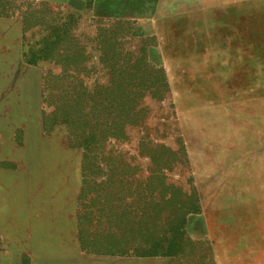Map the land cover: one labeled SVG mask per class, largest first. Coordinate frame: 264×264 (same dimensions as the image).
<instances>
[{
	"label": "rangeland",
	"instance_id": "1",
	"mask_svg": "<svg viewBox=\"0 0 264 264\" xmlns=\"http://www.w3.org/2000/svg\"><path fill=\"white\" fill-rule=\"evenodd\" d=\"M83 255L264 264V0H0V264Z\"/></svg>",
	"mask_w": 264,
	"mask_h": 264
},
{
	"label": "crops",
	"instance_id": "2",
	"mask_svg": "<svg viewBox=\"0 0 264 264\" xmlns=\"http://www.w3.org/2000/svg\"><path fill=\"white\" fill-rule=\"evenodd\" d=\"M38 221H37L36 224H38ZM41 221H42V224H41ZM41 221L39 222L38 225H34L31 230L32 231L36 230L38 232V231H43L44 228H45V231L46 232L48 231V234H50L52 230L54 231L55 226H56V230H57L59 224L60 223H64V221L62 219L59 221L58 218L45 219V220H41ZM82 257L83 258H78V259H70L69 258V262H78L79 264H96L97 263V259H95V258L87 259L86 255H83ZM71 260H73V261H71ZM45 261H47L49 263L53 262V260H48V259L45 260ZM106 264H134V263H132L131 261H121V263L109 262V263H106Z\"/></svg>",
	"mask_w": 264,
	"mask_h": 264
},
{
	"label": "trees",
	"instance_id": "3",
	"mask_svg": "<svg viewBox=\"0 0 264 264\" xmlns=\"http://www.w3.org/2000/svg\"><path fill=\"white\" fill-rule=\"evenodd\" d=\"M181 233V232H180ZM178 232V230L173 229V235L172 237H169V232L166 234V236L163 238V241H169V244L172 246L171 248H177L182 241L181 234ZM184 233V231H183ZM179 239V240H178ZM159 241V242H163Z\"/></svg>",
	"mask_w": 264,
	"mask_h": 264
}]
</instances>
